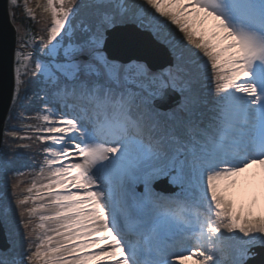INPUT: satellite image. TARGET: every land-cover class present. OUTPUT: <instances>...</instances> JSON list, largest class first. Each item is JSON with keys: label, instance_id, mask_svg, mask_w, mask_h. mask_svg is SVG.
<instances>
[{"label": "snow or ice", "instance_id": "6c2138e0", "mask_svg": "<svg viewBox=\"0 0 264 264\" xmlns=\"http://www.w3.org/2000/svg\"><path fill=\"white\" fill-rule=\"evenodd\" d=\"M36 7L46 37L16 29L12 100L34 102L40 123L21 113L4 135L33 141L41 162L0 160L13 181L0 224L23 229L0 264H250L264 249V207L244 199L251 181L241 177L264 172V0ZM24 12L36 20L27 0ZM122 28L162 47L165 62L109 52ZM172 94L175 105L161 110Z\"/></svg>", "mask_w": 264, "mask_h": 264}, {"label": "water", "instance_id": "95a60500", "mask_svg": "<svg viewBox=\"0 0 264 264\" xmlns=\"http://www.w3.org/2000/svg\"><path fill=\"white\" fill-rule=\"evenodd\" d=\"M108 50L114 55L124 58L139 57L153 67H158L167 59L162 47L152 44L147 36H137L131 28L114 30L108 37ZM15 49V29L10 20L8 0H0V144L5 117L7 115L14 88L13 59ZM178 95L172 94L158 106L166 110L175 105ZM171 187V186H170ZM156 190L160 191L159 188ZM175 189L172 188L170 192ZM9 243L5 229L0 224V248L6 249ZM257 255L250 264H264V249H255Z\"/></svg>", "mask_w": 264, "mask_h": 264}, {"label": "rangeland", "instance_id": "374dc122", "mask_svg": "<svg viewBox=\"0 0 264 264\" xmlns=\"http://www.w3.org/2000/svg\"><path fill=\"white\" fill-rule=\"evenodd\" d=\"M19 2L21 3V5L17 8V10H16V18L14 19L12 17V8H10L9 1H8V11H9V15H10V20L12 19L11 23L13 24L14 29H15L14 67H15V52L17 50V45H18V38H17L18 37V33H17L16 29L19 27L20 28L19 35H24V31H25L24 28H26V24L28 23V19L26 18V15H25V12H24L25 0H19ZM39 3H40V0H39ZM27 4H28V7L33 8L35 10L36 20L33 21V22L36 25V27H38V33H41L43 31V32H45V35H46V21L41 15V11L42 10L40 8L36 7L37 0H27ZM79 19L80 18H78L77 20H79ZM30 21H32V20H29V22ZM22 22H23V26H21ZM14 75H15V73H14ZM14 85H15V80H14ZM28 94L30 96L32 94V92H30ZM25 100H27V99H25ZM17 101H19V100H17ZM19 103H21V101H19L18 104ZM15 104H13V106H12L13 108H14ZM21 104H22L21 107L19 109L15 108V111H13V108H12V112H13L12 119H13V122H12V124H9V125L7 124L6 127H11L13 125H17V124H14L18 120V119H16V117H18L21 113H24V108L26 106L33 107L34 109L36 108V104L34 102L29 103V102L23 100V102ZM22 107H24V108H22ZM36 115H37L36 112H34V114H30V116L33 117V119H31L28 122L31 123V124L40 123L38 120L35 119ZM19 123H20V121H19ZM22 152L25 155V156H23L24 158L29 157V154L27 153V151H22ZM21 165H25V164L22 163ZM20 166H18V167H20ZM25 172L28 173V180L30 182V180L32 179V173L29 170H27V169L25 170ZM245 178H248V180L251 181V187L248 189L246 195L244 196V199L247 200L248 197H250L251 195L254 194L256 196L258 202H259L258 203V208H257V212L259 213L260 210H261V207H264V172H262L259 167H254L252 169H249L241 177V180L243 181ZM16 179L20 180V177H17ZM12 182L13 181L10 178L8 179V181H3L0 178V197H3L8 202L11 201V191H12L11 190V183ZM26 186L27 185H25L24 188ZM138 191H142V186L138 187ZM233 191L236 192L239 195L240 192H241L240 185H238L237 188L234 189ZM5 226L7 228L10 227L13 230H16L18 228V225L14 221H10ZM18 232L19 231H16V233H18ZM8 235H11V234H8ZM13 236H15V234ZM11 240H17L18 241L19 238H17L15 236L14 238H11ZM9 241H10V239H9ZM25 247H26V245H25Z\"/></svg>", "mask_w": 264, "mask_h": 264}, {"label": "trees", "instance_id": "16d2710c", "mask_svg": "<svg viewBox=\"0 0 264 264\" xmlns=\"http://www.w3.org/2000/svg\"><path fill=\"white\" fill-rule=\"evenodd\" d=\"M44 2H45V0H40V4H43ZM20 5H21V3L19 2V6ZM17 8L18 7L12 8V17H13V13H14L15 14V18H16V10H17ZM82 16H84V12L83 11L81 13V17ZM81 17H78V18H81ZM26 28H31V32L33 34L37 35V36H45L46 37L45 32L42 31L41 33H38V27H36V25L34 24L33 21L29 22V20H28V23L26 24ZM33 90H34V86L31 85V84L28 85V93L33 92ZM24 101H27V102L31 103L28 99L27 100L24 99ZM18 102L19 101H16L15 102L16 104H15V103H13V100H12V104L10 106L9 112H8L7 117L5 119L4 129H3V137H2V142H1V145H0V160L5 159V158H7L9 160H12V161H14V166L15 167L20 166L22 163L25 164V165H32L33 162H35V164L38 166L40 164V162H41V157L33 155V153L37 150V146H36V144L33 143V141L24 140V141H17L16 143H12L4 135L5 128H6L7 124L9 125V124H12V122H13V119H12V116H13V112H12V108L13 107L12 106H13V104H15L14 108H13V111H15V108L19 109L21 107V105H22L21 103L18 104ZM22 108H24V107H22ZM34 112H35V109L33 107L26 106L24 108V113H28L30 115V114H34ZM14 124H17L16 126H18L20 124L19 120H17ZM19 144H28V145H30V147L20 149V148L17 147V145H19ZM20 151H27V153L29 154V157H27V158L23 157V159L21 160L16 155V153L20 152ZM0 178L3 181H8V179H9V178H6L3 175V173H0ZM19 181H20V188L21 189L24 188V186L27 185V183L29 182L28 173L25 172V174L23 176H20V180ZM4 227H5V232H6V237L8 239V242H9V239L14 238L15 236L17 238H19V236L17 235L16 231H19L20 233H23V229L19 228V227L16 230H13L10 227L7 228L5 225H4ZM8 234H11L12 236L8 235ZM14 234H15V236H13ZM8 247H9V245H8ZM3 249L4 248H0V250H3Z\"/></svg>", "mask_w": 264, "mask_h": 264}]
</instances>
